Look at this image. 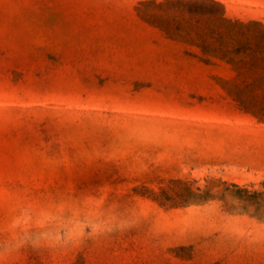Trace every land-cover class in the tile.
<instances>
[{
	"label": "rangeland",
	"instance_id": "rangeland-1",
	"mask_svg": "<svg viewBox=\"0 0 264 264\" xmlns=\"http://www.w3.org/2000/svg\"><path fill=\"white\" fill-rule=\"evenodd\" d=\"M0 264H264V0H0Z\"/></svg>",
	"mask_w": 264,
	"mask_h": 264
},
{
	"label": "trees",
	"instance_id": "trees-1",
	"mask_svg": "<svg viewBox=\"0 0 264 264\" xmlns=\"http://www.w3.org/2000/svg\"><path fill=\"white\" fill-rule=\"evenodd\" d=\"M215 5H220L217 2H213ZM222 26L221 30L219 32L220 38L224 36L225 33H227L229 36H233L234 39H236L237 43L239 44L238 47L233 50L231 53L238 54L243 47L242 42L245 40L246 45H250L251 38L248 36V32L251 30L252 26H254L256 23H244L239 20H232L230 18H222ZM230 53L229 50L225 51V54ZM234 60V59H231Z\"/></svg>",
	"mask_w": 264,
	"mask_h": 264
}]
</instances>
